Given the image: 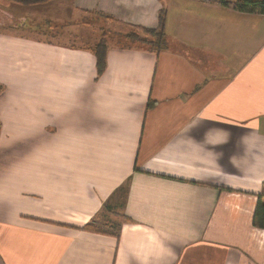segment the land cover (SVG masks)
Wrapping results in <instances>:
<instances>
[{"label":"crops","instance_id":"obj_1","mask_svg":"<svg viewBox=\"0 0 264 264\" xmlns=\"http://www.w3.org/2000/svg\"><path fill=\"white\" fill-rule=\"evenodd\" d=\"M232 5L0 0V264H264V15ZM161 9L164 49L129 38Z\"/></svg>","mask_w":264,"mask_h":264},{"label":"trees","instance_id":"obj_2","mask_svg":"<svg viewBox=\"0 0 264 264\" xmlns=\"http://www.w3.org/2000/svg\"><path fill=\"white\" fill-rule=\"evenodd\" d=\"M6 1L20 6H34V5L46 4L50 0H6ZM235 8L242 12L264 15V0H235ZM164 16H165V10L161 9L157 29L146 30L144 34L146 35L145 38H141V35L139 36L138 33L130 34L129 38L142 42L148 48H154L157 49V51L164 49L165 48L164 31H163ZM93 53L96 57L97 72L98 74H100L105 66L104 43L101 42L99 45L97 44L93 48ZM252 225L256 228L264 229V183L262 184L260 193L257 195L256 206L252 216ZM82 230L93 233L107 234L106 232H100L98 228L93 226V224L91 223L86 224L82 228Z\"/></svg>","mask_w":264,"mask_h":264},{"label":"rangeland","instance_id":"obj_3","mask_svg":"<svg viewBox=\"0 0 264 264\" xmlns=\"http://www.w3.org/2000/svg\"><path fill=\"white\" fill-rule=\"evenodd\" d=\"M226 1H227V0H226ZM231 1H234V2H235V0H231ZM232 6H233L234 9H236V8L234 7V5H232ZM145 36H146V35L143 34V36L141 35V38H145ZM111 39H114V38H111ZM108 217H109L110 219H112V220H113V219H120V218H118V217H119L118 214H115L114 216H108ZM121 221H122V220H121ZM98 224H100V225L103 226L104 221L100 220V221L98 222ZM104 225H105V224H104ZM97 228H98V227H97ZM98 230H101V229L98 228Z\"/></svg>","mask_w":264,"mask_h":264}]
</instances>
